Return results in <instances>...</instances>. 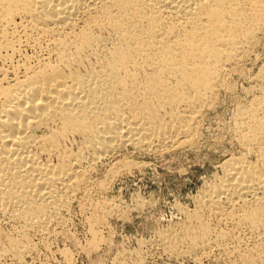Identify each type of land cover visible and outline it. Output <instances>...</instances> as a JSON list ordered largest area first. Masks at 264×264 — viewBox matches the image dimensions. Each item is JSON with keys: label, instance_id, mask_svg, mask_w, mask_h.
<instances>
[{"label": "bare ground", "instance_id": "obj_1", "mask_svg": "<svg viewBox=\"0 0 264 264\" xmlns=\"http://www.w3.org/2000/svg\"><path fill=\"white\" fill-rule=\"evenodd\" d=\"M263 43L264 0H0V226L10 228L0 264L25 262L35 237L58 238L109 161L112 178L147 165L128 153L189 145L227 77L258 61ZM263 64L254 96L235 108L238 151L213 165L192 205L173 204L179 227L143 247L264 264Z\"/></svg>", "mask_w": 264, "mask_h": 264}, {"label": "rangeland", "instance_id": "obj_2", "mask_svg": "<svg viewBox=\"0 0 264 264\" xmlns=\"http://www.w3.org/2000/svg\"><path fill=\"white\" fill-rule=\"evenodd\" d=\"M259 54L261 56L258 61L255 56L246 59L227 77L226 87L218 91L211 103L215 106L212 105V108L210 105L211 108H207L202 115L198 134L192 139L194 143L191 140L192 145L189 142L186 143L189 145L182 144L164 153H128L131 160L147 165L142 169L133 167L126 172L121 171L117 177L114 176L115 179L106 177L107 171L115 162L109 161V165L100 168L88 181L84 194L69 212V223L61 229V235L47 241L33 238L36 250H32L22 264H199L200 262L194 261L193 258L171 257L155 243H148L143 247L140 241H156L160 230L178 228L183 217L176 212L175 203L192 205L189 201L191 195L196 194L203 186L204 180L210 178L213 165L238 151L234 135V120L238 112L235 108L238 109L237 104L247 103L254 96L249 86L254 84L255 75H259V69L263 68L264 43ZM97 181L105 182L107 187L94 185ZM138 197L145 199L141 208L136 205L135 199ZM103 201L105 205L101 203ZM211 223L216 224L215 221ZM228 226L233 229L231 225ZM0 229L2 250L6 246L2 232L4 231L3 235L10 233V228L1 225ZM93 229L99 233L97 238L93 236ZM244 235L246 245L250 243L247 246L253 248L255 241L252 238V241L249 240V235ZM63 252L66 255L69 253L68 256ZM208 257H203L200 264L242 262L240 257L229 258L223 253ZM5 261L3 264H16L11 258ZM258 262L259 260L255 264H262Z\"/></svg>", "mask_w": 264, "mask_h": 264}]
</instances>
